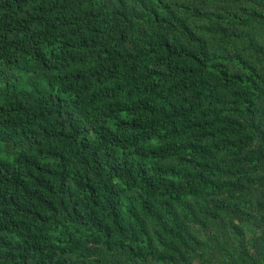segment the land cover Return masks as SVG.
<instances>
[{
	"label": "trees",
	"instance_id": "16d2710c",
	"mask_svg": "<svg viewBox=\"0 0 264 264\" xmlns=\"http://www.w3.org/2000/svg\"><path fill=\"white\" fill-rule=\"evenodd\" d=\"M0 264H264V0H0Z\"/></svg>",
	"mask_w": 264,
	"mask_h": 264
},
{
	"label": "rangeland",
	"instance_id": "374dc122",
	"mask_svg": "<svg viewBox=\"0 0 264 264\" xmlns=\"http://www.w3.org/2000/svg\"><path fill=\"white\" fill-rule=\"evenodd\" d=\"M18 73H19V74H18ZM15 75H16V76H19V75H20L18 79H19L20 82H21V81L23 80V77H24L25 74H24L23 72H21V71H20V72H16V71H15Z\"/></svg>",
	"mask_w": 264,
	"mask_h": 264
}]
</instances>
